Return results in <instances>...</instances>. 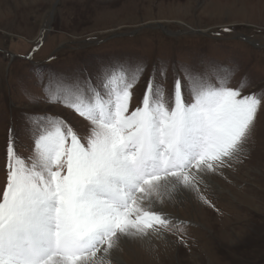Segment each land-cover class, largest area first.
<instances>
[{
    "label": "snow or ice",
    "instance_id": "snow-or-ice-1",
    "mask_svg": "<svg viewBox=\"0 0 264 264\" xmlns=\"http://www.w3.org/2000/svg\"><path fill=\"white\" fill-rule=\"evenodd\" d=\"M236 70L221 66L216 83L174 65L166 90L160 64L107 63L76 70L55 90L26 89L35 107L61 104L87 123L80 132L61 114L26 109L27 156L9 128L0 264H123L122 245L186 223L168 207L239 161L264 108V89L244 93L246 76L230 85Z\"/></svg>",
    "mask_w": 264,
    "mask_h": 264
},
{
    "label": "rangeland",
    "instance_id": "rangeland-1",
    "mask_svg": "<svg viewBox=\"0 0 264 264\" xmlns=\"http://www.w3.org/2000/svg\"><path fill=\"white\" fill-rule=\"evenodd\" d=\"M140 62L167 68L166 90L174 65L216 83L221 66L236 68L231 86L246 76L245 94L264 89V0H0V193L10 127L21 154H30L26 109L61 114L85 131L87 122L69 108L29 103L26 89L55 90L79 69ZM143 87L141 79L132 108ZM213 175L220 185L199 186L208 198L201 202L192 191L172 204L171 214L186 223L166 231L165 240L122 245L123 264H264V108L239 161Z\"/></svg>",
    "mask_w": 264,
    "mask_h": 264
},
{
    "label": "bare ground",
    "instance_id": "bare-ground-1",
    "mask_svg": "<svg viewBox=\"0 0 264 264\" xmlns=\"http://www.w3.org/2000/svg\"><path fill=\"white\" fill-rule=\"evenodd\" d=\"M214 173H212V174H210V180L212 181V183H210V184H207V186L208 187H211V186H209V185H213V186H216V185H218L219 183H217V181H215V179L213 178V175ZM229 180V179H228ZM222 184V183H221ZM220 185V184H219ZM203 190L201 189V193H200V196H199V199H200V197L201 196H203V198L205 199V198H208V195L207 194H210V191L209 190H207V189H204V191L202 192ZM189 192H187V194H188ZM189 195V194H188ZM190 196V195H189ZM186 199H188V198H186ZM199 199H197V198H195V200L193 199V204L195 203V201L196 202H198L199 201ZM201 200V199H200ZM201 202H202V200H201ZM173 203H175V200H174V202ZM172 203V204H173ZM172 204L168 207V211L170 212V213H173V208H172ZM175 205V204H174ZM199 206H201V203L199 204ZM200 208H203L202 206L200 207ZM166 234V233H165ZM165 238V235L162 237V238H155V237H153V238H150V240H144V241H148L149 243L150 242H154V241H157V240H162V239H164ZM165 240V239H164ZM135 243V242H134ZM163 243V242H162ZM165 243V242H164ZM139 244V243H138ZM155 244V243H154ZM161 244V243H160ZM129 246V245H128ZM127 246V247H128ZM124 247V246H123ZM129 249V248H128ZM128 249H126L127 251H128ZM121 250H122V248H121ZM126 253V252H125ZM119 256H120V258L122 259L123 257H122V251H120L119 252ZM125 257V256H124ZM128 257V256H127ZM154 261V260H153Z\"/></svg>",
    "mask_w": 264,
    "mask_h": 264
},
{
    "label": "water",
    "instance_id": "water-1",
    "mask_svg": "<svg viewBox=\"0 0 264 264\" xmlns=\"http://www.w3.org/2000/svg\"><path fill=\"white\" fill-rule=\"evenodd\" d=\"M161 27V26H160Z\"/></svg>",
    "mask_w": 264,
    "mask_h": 264
}]
</instances>
